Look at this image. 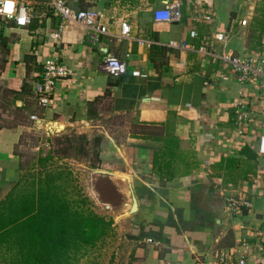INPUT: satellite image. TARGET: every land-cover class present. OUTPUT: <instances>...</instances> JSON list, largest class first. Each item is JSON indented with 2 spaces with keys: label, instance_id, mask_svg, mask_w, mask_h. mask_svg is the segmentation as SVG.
Wrapping results in <instances>:
<instances>
[{
  "label": "crops",
  "instance_id": "0c3cea01",
  "mask_svg": "<svg viewBox=\"0 0 264 264\" xmlns=\"http://www.w3.org/2000/svg\"><path fill=\"white\" fill-rule=\"evenodd\" d=\"M166 1L172 0H81L72 4L104 13L108 34L99 35L93 45L86 42L84 28L75 22L64 20L59 29L60 18L49 9L31 13L36 21L30 25L0 22V83L11 100L15 95L13 106L29 109V118L37 126L61 125L53 136L65 129H103L99 124L103 117L121 115L120 140L100 131L105 145L94 167L128 175L137 202L135 212L114 219L123 207V184L119 179L106 184L117 197L115 203L108 198L104 201L114 211L108 212L111 227L118 225L122 239L118 264H217L216 253L240 241L252 246L264 242V157L253 147L260 122H264V89L253 82H237L219 60L196 47L204 45L219 52L221 44L208 46L215 30L227 34V51L264 56V0H179L178 21L154 20L152 10ZM196 12L210 13L212 21H191ZM122 21L128 23L129 35L120 39ZM192 27L195 37L188 35ZM181 40L193 48L169 45ZM113 56L125 61L126 72L110 77L100 64ZM48 57L58 58L71 74L56 79L47 102L41 105L37 87L42 61ZM133 69L145 76L131 75ZM259 97L256 111L261 109V113L254 120L258 126L247 122L243 135H236L232 103ZM102 100L107 103L106 115L98 105ZM141 125L153 130L143 132ZM26 128L23 124L0 127V200L10 191L35 195L42 177L38 171L45 168L53 175L60 170L71 172L68 197L71 186L76 188L85 176L94 182L92 186L96 184L99 177L88 173L94 168L87 162L74 161L65 168L60 162L23 166L17 146ZM228 195L246 197L249 208L227 211ZM85 196L89 201L92 198ZM0 264L23 263L0 258ZM246 264H264V257L252 252Z\"/></svg>",
  "mask_w": 264,
  "mask_h": 264
},
{
  "label": "trees",
  "instance_id": "16d2710c",
  "mask_svg": "<svg viewBox=\"0 0 264 264\" xmlns=\"http://www.w3.org/2000/svg\"><path fill=\"white\" fill-rule=\"evenodd\" d=\"M33 21H36L35 16H31L28 24ZM15 99L13 94V102ZM14 107L21 109V106ZM141 129L147 133L153 130L149 125H144ZM74 135L78 140L77 150L84 152V158L88 144L95 147L99 145L100 137L89 140L84 134ZM63 139L66 143L69 142L67 136ZM99 151L95 150L97 162ZM36 161L40 167L48 164L51 166L54 162L49 152L38 156ZM87 166L96 167L94 163ZM52 173L54 172L47 168L38 171V175L42 174V177L37 181L35 195H14L10 191L0 200L2 260L23 264H70L75 256L80 257L87 248L95 246L111 233L112 219L93 211L87 197L73 186L71 197L67 196L69 191L66 185L71 172L60 170L56 171V175Z\"/></svg>",
  "mask_w": 264,
  "mask_h": 264
},
{
  "label": "built area",
  "instance_id": "2783aa9c",
  "mask_svg": "<svg viewBox=\"0 0 264 264\" xmlns=\"http://www.w3.org/2000/svg\"><path fill=\"white\" fill-rule=\"evenodd\" d=\"M79 1L81 0H47V6L52 14L60 18L58 24L59 29H61L64 20L75 22L84 28L86 42L89 45H93L98 41L99 35L108 34L104 24L105 15L101 10L95 8H82L72 5ZM0 7H3V5L0 4ZM179 7V0L166 1L162 6L156 7L152 10V17L154 20H164L167 22L178 21L181 17ZM21 15H25L28 20V22L23 25L18 23V18ZM31 16L30 6L26 0H15L14 12L11 17L7 14L0 13V17H2L4 21H10L15 26H26L29 23ZM191 21L209 22L212 21V15L205 12H196L191 14ZM196 34L197 33L193 27L188 30V35L190 37H195ZM128 35V23L125 21L120 22L117 37L123 39L127 38ZM209 37L211 38V41L208 46L211 48L212 43L217 42L221 44L220 51L213 53L204 45L196 47V50L213 55V57L224 65L228 72L234 74L237 82H253L256 85V88L264 89V56H239L231 51H227L225 45L228 36L222 31L214 30L210 33ZM138 42L147 41L144 39H138ZM169 45L176 48H193L192 45H188L184 40L179 42L170 41ZM100 68L110 77H115L126 72L125 61L114 56L105 57L100 64ZM70 74L71 69H69L64 63L60 62L56 57H48L42 61L40 82L37 87V93L41 105H44L47 102L56 79L66 77ZM130 74L140 77L145 76V74L140 73L138 69L131 70ZM221 77L225 79L227 76L224 74L221 75ZM255 100L259 102L261 98L250 99L247 102L236 100L232 103V124L236 135L242 136L247 128V122H254V120H257L258 113H261V109H259L258 112L256 111V106L259 107L260 104L255 102ZM260 123L261 130L254 140L253 147L257 155L264 157V122ZM254 125L258 126L256 122H254ZM225 206L227 211L232 213L236 210L249 208L250 202L246 197L235 198L228 195L225 200ZM251 251L264 257V242L254 243L252 246L246 241H240V243L234 245L227 251L222 250L217 252L216 262L217 264H246L249 254L251 255L252 253ZM164 264L171 263L166 261Z\"/></svg>",
  "mask_w": 264,
  "mask_h": 264
},
{
  "label": "rangeland",
  "instance_id": "374dc122",
  "mask_svg": "<svg viewBox=\"0 0 264 264\" xmlns=\"http://www.w3.org/2000/svg\"><path fill=\"white\" fill-rule=\"evenodd\" d=\"M29 1L32 8L31 13L33 15L41 10L48 9L47 0ZM0 22L4 23V19L2 17H0ZM2 57L3 49L0 46V59ZM98 105L100 110H102L106 115V101H99ZM28 113L29 109H17L13 106L10 95L5 91V88L0 83V127L18 124H23L27 127L22 133L17 146L23 166H32L37 163L36 160L38 156H43L47 152L53 156V161L55 163L60 162L63 166L66 164L69 167V164L75 163L74 161L81 162L83 164H86L88 161L87 165L90 163L96 164L98 159L96 158L95 150H100L105 145V138L100 131L105 130L108 135L112 134L116 136V141L121 139L118 138L121 136V115L108 114V116L103 117L102 121L100 123L98 122L99 124H102L103 129H101V127H93L86 132H74V130L65 129L62 132L57 133L55 136H53L55 131H53L52 135L49 134V136H46L43 129H45L47 134L50 133L46 126H37L39 123L37 121L34 123L33 120L29 118ZM262 117L264 118V114ZM58 129L61 130L60 128ZM74 134H84L89 140L95 137H100V142L98 143L99 145L95 147L91 143L88 144L87 148H85L86 157L84 158V152L77 150L78 140ZM66 136L69 139L68 143H66L63 139V137ZM97 180L96 184L92 186L93 181H87L85 176V181H79L78 184H76L75 189L81 195H90V197H92L90 198V201L92 202L90 206L100 213V215L109 218V215L114 214V211L110 210V208L108 209L103 207V204H107L104 200L108 198V200L115 203L117 201V197H114V191L106 185L108 184L107 180H101L100 178ZM108 212L110 214H108ZM117 228V224L115 226L112 225L111 233L101 241L97 242L94 247L87 248L85 250L86 252L78 257L76 262L73 261L74 264H118V262L121 261V254L118 250L122 246V239L121 235L118 234Z\"/></svg>",
  "mask_w": 264,
  "mask_h": 264
},
{
  "label": "water",
  "instance_id": "95a60500",
  "mask_svg": "<svg viewBox=\"0 0 264 264\" xmlns=\"http://www.w3.org/2000/svg\"><path fill=\"white\" fill-rule=\"evenodd\" d=\"M62 128L61 125L55 126V127H47L50 133H53V131L57 132L59 129ZM88 173L92 176H97L101 178L102 180H107L108 184L111 183L112 179H119L122 184H123V189H124V200L123 202V207L120 209L119 212L116 213L114 216V219H117L121 215H128L133 212H135L137 208V202L133 193L132 185L129 179V176L124 174V173H116L112 171H107L103 169H89ZM111 185V184H110ZM103 207L109 208L108 204H103Z\"/></svg>",
  "mask_w": 264,
  "mask_h": 264
},
{
  "label": "clouds",
  "instance_id": "9594fccd",
  "mask_svg": "<svg viewBox=\"0 0 264 264\" xmlns=\"http://www.w3.org/2000/svg\"><path fill=\"white\" fill-rule=\"evenodd\" d=\"M0 4L3 5V7H0V13L7 14L9 17H11L14 12L15 0H0ZM27 22L28 20L25 15H21L18 18V23L21 25Z\"/></svg>",
  "mask_w": 264,
  "mask_h": 264
}]
</instances>
